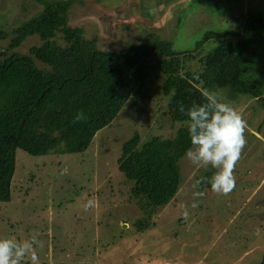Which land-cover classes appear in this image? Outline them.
I'll return each mask as SVG.
<instances>
[{
  "label": "rangeland",
  "instance_id": "1",
  "mask_svg": "<svg viewBox=\"0 0 264 264\" xmlns=\"http://www.w3.org/2000/svg\"><path fill=\"white\" fill-rule=\"evenodd\" d=\"M112 1L115 4L110 0L107 4L102 0L73 2L69 12V24L84 27V37L94 40L99 49L120 51L139 42L162 40H171L175 48L185 49L193 46V37L200 32L193 30L192 24L183 28L185 21L179 24L182 28L177 26V14L187 11L198 0H158L159 4L143 0V5H138V0ZM232 1L237 12L224 20L219 18L218 10L213 11L216 15L212 13L207 20L210 28L223 29L227 22L233 25L234 17L242 9H264V0ZM5 5L4 2V9L0 10V27L1 22H7L11 28L24 14L19 6L11 12L12 8ZM220 5L219 2L216 7ZM40 8L33 3L25 17ZM184 15L178 19L182 20ZM57 37L60 43H65L61 33ZM217 41L211 40L206 49L214 48ZM8 42L0 41V50ZM40 43L39 36H30L17 50L28 53L31 46ZM194 54L195 60L185 62V68H196L204 51ZM147 62L153 66L146 75L147 86L142 89L144 107L128 104L111 124L98 131L86 152L35 156L17 150L13 198L0 204V239L23 240L38 234L43 246L35 247L38 257L35 264L261 263L264 93L252 97L227 88L210 90L219 91L224 102L230 103L247 122V143L235 166L233 191L227 196L214 193L207 181L216 170L206 174V168L193 165L185 155L180 160L179 192L157 211L154 226L137 231L136 223L146 217V208L144 202L131 199L134 182L125 180L118 168L123 143L136 133L141 137L140 145L155 135L171 137L181 125L172 121L168 111V97L162 88L165 75H156L154 58ZM36 64L46 67L39 60ZM200 178H204L202 184L206 186L201 191L203 195L196 198L198 207L192 208L193 192L198 191L192 184ZM185 207L189 212L187 220L182 215ZM26 264L33 262L29 259Z\"/></svg>",
  "mask_w": 264,
  "mask_h": 264
},
{
  "label": "trees",
  "instance_id": "2",
  "mask_svg": "<svg viewBox=\"0 0 264 264\" xmlns=\"http://www.w3.org/2000/svg\"><path fill=\"white\" fill-rule=\"evenodd\" d=\"M83 1L0 0V10L5 2L11 12L19 6L24 14L11 28L7 22H1L0 27V41H9L0 50V204L13 198L18 149L35 156L84 153L98 131L111 124L128 104L144 107L142 89L153 66L147 60L154 58L156 75H165L162 88L172 121L181 125L171 137L155 135L140 145L136 133L123 143L118 168L125 180L134 182L131 199L145 203L146 217L136 223L137 231L142 232L154 226L157 211L180 190V160L191 147L185 113L193 103L203 102L201 91L227 88L252 97L263 95L264 9H242L233 25L227 22L222 29L219 24L218 30L208 26L211 14L218 10L219 18L226 20L237 12V6L232 0H198L177 14L179 28L185 21L183 28L192 24L193 30H200L192 47L179 49L171 40H162L139 42L117 51L99 49L94 40L84 37V27L69 24L73 2ZM33 3L39 4L40 10L25 17ZM137 4L145 3L138 0ZM146 10L147 6L144 15ZM183 14V19H178ZM59 33L64 44L59 42ZM35 35L40 44L31 46L28 53L17 50ZM216 39L218 44L206 49V44ZM196 51H204L197 67L185 68V62L195 60ZM36 60L47 68L37 66ZM180 105L184 113L179 111ZM81 111L86 121L73 123ZM213 170L208 167L204 171L212 174ZM205 186L199 185L198 191ZM259 264H264V257Z\"/></svg>",
  "mask_w": 264,
  "mask_h": 264
},
{
  "label": "clouds",
  "instance_id": "3",
  "mask_svg": "<svg viewBox=\"0 0 264 264\" xmlns=\"http://www.w3.org/2000/svg\"><path fill=\"white\" fill-rule=\"evenodd\" d=\"M201 96L203 102L193 103L185 113L188 118L187 132L191 144L185 155L197 167L215 169L207 183L217 195L227 196L235 188L234 170L247 143L245 136L247 122L230 103L224 102L219 91L203 89ZM179 111L185 112L183 105H180ZM86 119L81 111L73 117V123ZM204 182V178L197 179L192 184V188L197 189ZM202 195V192H193L192 208L198 207L196 198ZM182 215L185 220L188 219L189 212L186 207ZM36 246H43L36 233L29 239L23 240L2 238L0 264H26L29 259L35 264L38 259Z\"/></svg>",
  "mask_w": 264,
  "mask_h": 264
}]
</instances>
